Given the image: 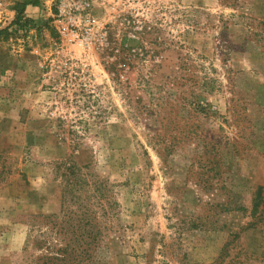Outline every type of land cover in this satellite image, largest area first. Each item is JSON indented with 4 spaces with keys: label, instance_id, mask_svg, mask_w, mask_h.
Returning <instances> with one entry per match:
<instances>
[{
    "label": "rangeland",
    "instance_id": "374dc122",
    "mask_svg": "<svg viewBox=\"0 0 264 264\" xmlns=\"http://www.w3.org/2000/svg\"><path fill=\"white\" fill-rule=\"evenodd\" d=\"M24 1L0 264H264V0Z\"/></svg>",
    "mask_w": 264,
    "mask_h": 264
},
{
    "label": "trees",
    "instance_id": "16d2710c",
    "mask_svg": "<svg viewBox=\"0 0 264 264\" xmlns=\"http://www.w3.org/2000/svg\"><path fill=\"white\" fill-rule=\"evenodd\" d=\"M41 0H25L23 3L19 4L18 6V10H17V17L15 19V21L11 24V26H18L21 29H28L30 27V23L31 21L27 20L24 17V12L26 10L27 7L29 6H33V7H37L40 4ZM5 33V31H3ZM6 32H8V29H6ZM2 33V31H0V34ZM260 205V200L256 199L255 204H254V208L258 209Z\"/></svg>",
    "mask_w": 264,
    "mask_h": 264
},
{
    "label": "crops",
    "instance_id": "0c3cea01",
    "mask_svg": "<svg viewBox=\"0 0 264 264\" xmlns=\"http://www.w3.org/2000/svg\"><path fill=\"white\" fill-rule=\"evenodd\" d=\"M35 9H36V8H34V7H28V8H27V11H28V10H35Z\"/></svg>",
    "mask_w": 264,
    "mask_h": 264
},
{
    "label": "built area",
    "instance_id": "2783aa9c",
    "mask_svg": "<svg viewBox=\"0 0 264 264\" xmlns=\"http://www.w3.org/2000/svg\"><path fill=\"white\" fill-rule=\"evenodd\" d=\"M87 6V5H86Z\"/></svg>",
    "mask_w": 264,
    "mask_h": 264
}]
</instances>
